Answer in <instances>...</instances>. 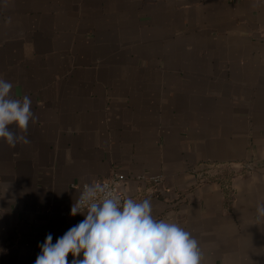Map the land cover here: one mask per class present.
Here are the masks:
<instances>
[{
	"label": "crops",
	"instance_id": "0c3cea01",
	"mask_svg": "<svg viewBox=\"0 0 264 264\" xmlns=\"http://www.w3.org/2000/svg\"><path fill=\"white\" fill-rule=\"evenodd\" d=\"M0 74L38 117L0 140V264H34L112 172L204 264H264V0H0Z\"/></svg>",
	"mask_w": 264,
	"mask_h": 264
},
{
	"label": "clouds",
	"instance_id": "9594fccd",
	"mask_svg": "<svg viewBox=\"0 0 264 264\" xmlns=\"http://www.w3.org/2000/svg\"><path fill=\"white\" fill-rule=\"evenodd\" d=\"M13 88L0 74V140L11 149L31 143L29 126L38 119L31 97L16 98ZM256 213L264 217V202ZM77 214L83 220L55 243L46 235L34 264H204L200 241L175 220L157 218L150 198L137 200L109 184L84 182L70 209L71 216Z\"/></svg>",
	"mask_w": 264,
	"mask_h": 264
},
{
	"label": "built area",
	"instance_id": "2783aa9c",
	"mask_svg": "<svg viewBox=\"0 0 264 264\" xmlns=\"http://www.w3.org/2000/svg\"><path fill=\"white\" fill-rule=\"evenodd\" d=\"M244 168L249 169L250 165L245 164ZM138 178H142V177H138ZM124 180H125V177L121 173L112 172L110 175L100 179L97 182L109 184L112 187L113 190L117 191L119 194L122 195L121 185H122ZM149 180H152L154 182H158L160 180V177L159 176L150 177ZM81 188H82V185L79 188V192L81 191Z\"/></svg>",
	"mask_w": 264,
	"mask_h": 264
},
{
	"label": "water",
	"instance_id": "95a60500",
	"mask_svg": "<svg viewBox=\"0 0 264 264\" xmlns=\"http://www.w3.org/2000/svg\"><path fill=\"white\" fill-rule=\"evenodd\" d=\"M201 166H211V164H202Z\"/></svg>",
	"mask_w": 264,
	"mask_h": 264
}]
</instances>
